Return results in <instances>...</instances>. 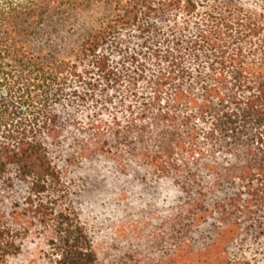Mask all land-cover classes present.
Masks as SVG:
<instances>
[{"label": "trees", "instance_id": "trees-1", "mask_svg": "<svg viewBox=\"0 0 264 264\" xmlns=\"http://www.w3.org/2000/svg\"><path fill=\"white\" fill-rule=\"evenodd\" d=\"M92 3L113 7L115 17L93 30L73 59L48 60L35 50L34 35L46 17ZM130 31L145 51V62L126 53V62L136 65L134 75H127L124 66L121 72L114 60L124 53L121 34ZM151 61L164 68L149 83L155 97L144 106L145 117H132L126 128L118 119L90 124L91 137L81 155L113 149L117 156L125 137L133 145L154 136L158 152L143 156L166 164L195 142L194 130H186L179 115L188 105L200 119L213 120L208 140L217 150L242 148L261 158L247 167L250 185L254 177L264 179V0H0V179L15 167L28 183L26 197L12 206V224H26L27 232L40 226L49 238L47 258L55 264H103L77 214L64 206L59 172L47 147L61 134L57 107L67 96L82 104L94 101L88 92L67 95L75 83L94 92L102 83L113 88L128 80L133 93L145 80L144 63ZM188 63L196 64L198 75L210 73L202 101L184 85L192 75ZM171 87L176 93L167 110L149 116ZM17 251L15 233L1 218L0 264ZM169 262L194 264L176 255Z\"/></svg>", "mask_w": 264, "mask_h": 264}, {"label": "rangeland", "instance_id": "rangeland-1", "mask_svg": "<svg viewBox=\"0 0 264 264\" xmlns=\"http://www.w3.org/2000/svg\"><path fill=\"white\" fill-rule=\"evenodd\" d=\"M114 17L113 7L103 3L49 15L35 32L34 48L48 60L73 59L84 39ZM136 35L121 34L124 53L114 58L115 66L121 72L124 66L127 75H134L136 65L126 62V53L138 54L145 62V51L133 39ZM144 64L145 80L133 93L128 80L113 88L102 83L94 92L75 83L67 95L88 92L94 101L82 104L67 96L57 107L61 134L48 140L47 147L59 172L64 206L77 214L103 264H170L175 255L194 264H264V179L254 177L250 185L246 175L247 167L261 158L242 148L217 150L208 140L213 120L200 119L191 106L182 107L179 115L187 122L186 130H194L195 142L166 164L143 156L158 152L154 136L133 145L124 136L119 146L123 152L117 156L112 148L106 154L81 155L91 137L90 124L118 119L126 128L132 117H145L144 106L155 97L149 83L164 65ZM187 66L192 75L184 85L191 97L202 101L203 88L211 85L210 73L198 75L196 64ZM175 93L174 87L167 89L149 116L167 110ZM28 187L15 167L0 179V219L13 229L18 246L6 264H55L47 258L49 238L40 226L27 232L26 224H12V206L26 197Z\"/></svg>", "mask_w": 264, "mask_h": 264}]
</instances>
